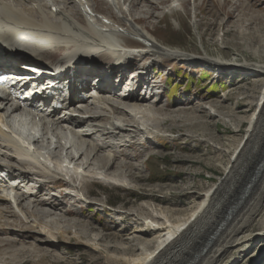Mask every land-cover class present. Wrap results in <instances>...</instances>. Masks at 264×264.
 I'll return each mask as SVG.
<instances>
[{"label":"bare ground","instance_id":"1","mask_svg":"<svg viewBox=\"0 0 264 264\" xmlns=\"http://www.w3.org/2000/svg\"><path fill=\"white\" fill-rule=\"evenodd\" d=\"M184 5L185 0H0V46L5 38L14 35L15 24L20 26L18 29L35 32L32 36H23L25 41L22 45L31 39L27 42L30 48L42 44L47 46L45 52L35 54L44 64L34 62V66L25 68L20 67L17 57L7 53L8 48L0 49V68L14 71L25 79L14 88L16 91L24 89L35 93L43 88L41 95L34 97L42 102L35 106L34 99L25 100L24 108H21L17 97L0 88V262L27 264L18 256H6L3 251L20 255L41 254L46 245L55 244L49 241L48 236L39 235H49L51 228L89 237L87 233L92 232L90 226L83 220L79 223L69 219L62 212L68 214L75 210L79 194H91L94 182L134 181L142 159L132 162L134 156H128L126 160L120 155L136 154L142 158L151 155L150 148L157 140L173 135L172 132L179 136L185 134L188 138L183 137L185 141L199 140L207 147L203 152V155H208L206 168L216 169L219 181L205 193L202 203L193 212L178 219L170 218V223L161 228L133 226L131 236L126 237L128 242L110 243L107 247L130 255H137L136 252L141 250L144 259L108 257L107 262L224 264L226 256L223 255L229 240L236 233L239 235L243 226L256 220L259 230L255 232L253 247L263 249L264 84L259 97L255 91L261 84L260 79L252 88L241 87L239 95L230 96L225 92L224 99L205 95L197 97L198 94L181 99L172 92L175 85H171V92L166 94L165 86L161 87V77L152 68L157 59H181L191 63L196 61L195 57L222 58L217 47L220 45L211 47L214 53L208 50L202 31L197 30L194 13L191 23L198 35L201 53L186 52L183 48L180 52L177 46L161 45L146 28L143 19L177 15ZM66 33L84 36L96 33L99 36L73 39L65 37ZM214 39L216 43L223 42L221 36ZM112 43L118 48H111ZM120 43H129L126 46L132 51L122 48ZM248 45L250 53L260 62L249 61L243 56L239 59L237 56L240 54L232 51L227 58L223 57L226 59L223 61L238 63L239 66L212 63L218 68L227 67L225 69L230 72L240 68L252 72V75L264 74V61L259 59L264 54L251 46L250 41ZM97 53L98 61H117L125 57L126 69L133 67L129 71L131 75L121 84H125L123 91H118L117 81L106 80V83L96 84L97 78L104 75L100 69H109L110 74L112 69L119 67L105 61L97 63L103 68L96 67L92 63ZM64 56L68 61L76 58L72 64L76 69L71 65L63 76H58L60 79L43 82L37 72L46 71L58 57ZM10 63L17 64L9 66ZM124 72L118 71V80L123 81ZM72 77H79L78 85L72 82ZM63 78H68L69 82ZM90 81L97 87L90 89ZM138 86L143 90L138 92ZM93 87L102 94L97 95ZM48 92L52 95L47 96ZM256 98L260 101L254 102ZM230 100L232 104L226 103ZM56 104H60L61 110L56 109ZM253 107L255 110L248 118L245 113ZM245 122L247 125L244 127ZM220 123L230 129L231 134L222 138L207 133L212 124L217 129ZM20 127L25 128V132H21ZM231 140H237V143L232 146ZM25 143L30 145V149L23 146ZM61 161L66 162L65 166ZM196 173L193 171L191 174ZM54 183L70 185L74 195L68 197L61 189L56 191ZM6 215H15L19 219L11 221ZM150 216L154 221L158 218L153 213ZM78 226L82 228H76ZM98 236L92 237L93 240L105 238ZM28 239L33 240L32 247L30 244L17 247ZM237 241L238 237L234 242Z\"/></svg>","mask_w":264,"mask_h":264},{"label":"rangeland","instance_id":"2","mask_svg":"<svg viewBox=\"0 0 264 264\" xmlns=\"http://www.w3.org/2000/svg\"><path fill=\"white\" fill-rule=\"evenodd\" d=\"M193 5L195 9L192 8ZM193 13L196 14L194 19L198 25L197 30L202 31V38L206 42L208 50L214 53L211 47L220 45L217 47L222 58L218 57L214 60L206 57H195L196 61H191V63H189V60L180 61L181 57H178L180 60L175 59L172 61L156 58L158 61L153 62L152 68L161 77V87L164 88L165 86V93L169 94L171 92L170 86L175 85L176 88L174 87L172 92L178 94L177 96L181 99L183 97H194L197 94L199 95L197 97L205 95L210 98L224 99L225 95L223 94L225 92L230 93V96L232 94L239 95L242 90L241 87L252 88L256 80L260 79L261 84L257 88V92L255 91V95L259 97V90L264 84V74L252 75V72L240 68L230 72V70L225 69L227 67L218 68L214 64L239 66L238 63L223 61L232 51L240 54V56H237L239 59L243 56L249 61L260 62L256 56L250 53L248 41H250L251 46L260 51V54H264V0H185L183 9L178 10L177 15L164 14L163 17L158 16L143 20L146 28L155 35V39L161 45L166 43V45L177 46L180 48L178 49L180 52L184 50L191 53H201L198 35L192 28ZM96 16L98 17L99 14ZM241 20L243 21L241 22ZM88 36H90L89 38H96L99 35L91 33ZM88 36L66 33L65 37L85 39ZM217 36H221L223 42L216 43L214 38ZM120 44L122 48L132 51L126 46L129 43ZM116 46L113 43L110 45L114 49L118 48ZM207 54L212 56V54ZM191 58H194V56H191ZM197 58L203 60H197ZM259 59L264 61L263 56ZM208 62H211V64H213L212 62L216 63L211 66ZM242 76L244 77L240 79ZM257 101L260 100L256 98L254 102ZM226 103L232 104L231 100ZM254 110L255 107L245 113L248 118ZM246 125L247 122L244 123V127ZM217 129L212 124L207 133L211 135L213 133L214 136L220 135L222 138L231 134L230 129L221 123ZM172 134L171 136L160 137L156 144L150 148L151 155L145 153L146 157L143 158L134 153V155H120L126 160L128 156H134L131 158L132 162L139 160V158L142 159L139 172L134 173V181L126 180L114 184L94 182L91 185V194L86 196L79 194L76 200L78 206L75 210H71L68 214L62 212L67 218L78 222L83 220L86 225L90 226L92 232L87 233L89 237H79V233L75 234V232L69 230L61 231L51 228L49 235L39 234L48 236L49 241L55 243L51 246L46 245L43 253L20 255L9 251L3 252L8 257L18 256L19 260L27 261V264H36V262H39V264H116L107 262L108 257L127 260L137 258L136 261L144 259L145 255L140 254L141 250L136 252L137 255H130L119 253L115 248L107 249V247L110 243L120 244L125 242L126 237L131 236L130 232L133 226L161 228V226L170 223L168 219H175V217L178 219L183 217L184 214L193 212L202 203L205 193L210 191L211 186L219 181L218 171L206 168L205 161L208 159V155H203V152L205 149L207 151V147L202 145L199 140L185 141L184 138L188 139L185 134L180 136L177 135V132H172ZM241 134L243 135V133ZM230 143L234 146L237 140H231ZM193 171L198 173L192 175ZM54 185L56 191L61 189L62 193L68 197L74 195V189L70 185H57L55 183ZM190 186L191 189L188 188ZM51 191L55 190L51 189ZM144 211L149 212L145 213ZM152 213L158 217L156 221L150 216ZM171 214L174 217H170ZM6 217L11 221L19 219L15 215H6ZM125 226L126 228H124ZM76 228H82V226ZM258 230L257 220L248 226H243L239 235L236 233V236L229 240L225 248L226 253L223 255V257L226 256L224 264H264V247L263 249L253 247L256 239L255 232ZM98 235L105 236V238H102L101 241L93 240L92 237ZM237 237L238 241L234 242ZM28 240L26 243H19L17 247L23 244L26 247L30 244L29 247H32L31 241L33 240ZM41 256L43 258L39 259ZM0 264L5 263L0 262Z\"/></svg>","mask_w":264,"mask_h":264}]
</instances>
